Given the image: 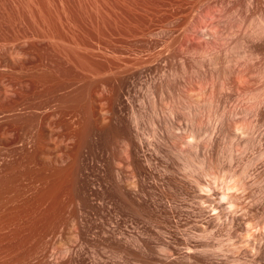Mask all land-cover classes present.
<instances>
[{
	"label": "rangeland",
	"instance_id": "rangeland-1",
	"mask_svg": "<svg viewBox=\"0 0 264 264\" xmlns=\"http://www.w3.org/2000/svg\"><path fill=\"white\" fill-rule=\"evenodd\" d=\"M0 237H264V0H0ZM0 264H264V238H0Z\"/></svg>",
	"mask_w": 264,
	"mask_h": 264
},
{
	"label": "bare ground",
	"instance_id": "bare-ground-1",
	"mask_svg": "<svg viewBox=\"0 0 264 264\" xmlns=\"http://www.w3.org/2000/svg\"><path fill=\"white\" fill-rule=\"evenodd\" d=\"M206 188H208V187H206ZM226 189H228V191H229V189H230V187H229V185H226ZM209 190V189H208ZM220 203L221 202H223V201H226V203H227V206H226V209L227 210H229L231 207H233V205H232V200L231 199H229V196H228V194L225 192V193H223L221 196H220Z\"/></svg>",
	"mask_w": 264,
	"mask_h": 264
}]
</instances>
